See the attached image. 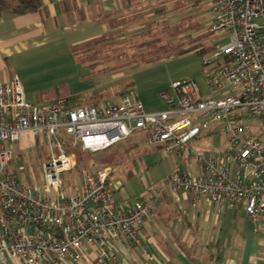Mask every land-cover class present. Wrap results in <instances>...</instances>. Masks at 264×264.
I'll list each match as a JSON object with an SVG mask.
<instances>
[{
  "label": "built area",
  "instance_id": "obj_1",
  "mask_svg": "<svg viewBox=\"0 0 264 264\" xmlns=\"http://www.w3.org/2000/svg\"><path fill=\"white\" fill-rule=\"evenodd\" d=\"M59 1V0H56ZM143 3L151 0H141ZM213 19L207 33H229L227 43L202 56L212 93L205 98L191 80H178L161 92L169 111L147 113L135 94L100 106H73L68 98L47 104L25 99L18 79L0 78V264H115L109 241L139 245L155 211L156 200L130 211L113 198L111 169L81 170L80 186L73 195L62 189V173L76 166V152L106 150L137 130L147 143L167 155L191 152L198 175L175 172L160 193H191L224 210L244 206L247 217H264V140L241 136L240 119L264 118V0H210ZM212 116L223 123L228 147L224 153L192 150L191 143L204 127L194 117ZM24 133L51 145L50 159L42 164V188L23 183L9 166L10 144ZM97 246L98 256H86Z\"/></svg>",
  "mask_w": 264,
  "mask_h": 264
},
{
  "label": "crops",
  "instance_id": "obj_2",
  "mask_svg": "<svg viewBox=\"0 0 264 264\" xmlns=\"http://www.w3.org/2000/svg\"><path fill=\"white\" fill-rule=\"evenodd\" d=\"M41 1L42 8L36 12H7L0 16V78L3 80L10 79L9 62L27 60L31 53L51 51L59 45L73 51L112 32H120L125 27L128 30L135 26L137 33H141L145 23L139 18H146L148 11L141 0ZM128 86L132 88L131 84ZM219 92L220 90L216 93ZM131 93L135 94L133 90ZM225 94H219L215 98ZM138 99L140 100L139 97ZM70 103L73 106L82 105L75 104L71 99ZM144 109L147 113H158L169 111V106L164 111H148L145 106ZM157 149L161 152L156 151ZM149 150L158 153L153 151L147 154L144 151L141 153L143 156L140 163L134 160L135 173L130 174L136 176L135 180L140 187H130V194L116 180L114 174L117 164L99 169L86 167L91 171L111 169L114 201L126 211L145 201L156 200L154 215L146 223L139 245L109 241L117 259L115 264H264V217L258 223H253L247 217L244 206H230L220 210L206 197L196 198L191 193H172L168 190L160 193L162 187L152 190L154 186L149 184L147 177L163 181L161 183L164 185L173 173L198 175L200 167L191 152L187 153L193 158L185 161L184 156L167 155L157 146H152ZM192 150L195 151L193 147ZM150 164L152 165L149 166ZM157 164L169 165L165 176L156 178V174L151 172L154 169L150 170V167ZM75 185L74 193L75 188L80 186V179ZM117 191H123V195H117ZM85 253L95 261L99 254L98 247L87 246ZM80 263L89 264L86 259ZM6 264L22 263L10 261ZM61 264L72 262L65 259Z\"/></svg>",
  "mask_w": 264,
  "mask_h": 264
},
{
  "label": "rangeland",
  "instance_id": "obj_3",
  "mask_svg": "<svg viewBox=\"0 0 264 264\" xmlns=\"http://www.w3.org/2000/svg\"><path fill=\"white\" fill-rule=\"evenodd\" d=\"M145 4L148 7L146 18L142 16L139 18V20L143 19L144 23L179 26L185 30L184 32L188 31L193 37L199 38L194 44L208 50L228 41L229 33L206 32L213 19L210 0H151ZM134 27L131 26L128 30L127 27L123 28L124 30L120 32L123 34L120 40L136 37L139 33ZM146 29L144 27L140 30L144 32ZM180 38L176 37L173 40L174 46L181 44ZM121 48L130 51L126 59L114 57L106 59V51L95 54L94 50L88 52L81 47L75 54L71 49L59 45L51 51L31 53L27 60L18 59L16 62L12 60L8 64L9 76L20 81L25 99L32 103L45 104L56 98L66 97L75 104L101 105L108 101H118L121 95L131 93L133 90L148 111L168 110V105L161 99L160 93L168 89L173 81L185 79L194 81L205 98H215L229 90L224 88L219 93H212L207 78L208 69L203 64L202 53L198 50L146 64L143 62L146 56L136 57L135 53L143 52L145 48L130 49L124 46V42ZM128 60L129 63L136 61L141 65L131 68ZM130 84L132 88L128 86ZM94 94H99L97 99H93ZM192 123L204 127L200 139L191 143L193 149L217 153L227 149V136L221 130L223 123L215 121L212 116L194 117ZM235 126L241 128V136L244 138L254 137L264 140L263 118L240 119L235 122ZM146 138V131L137 130L107 150L89 152L86 157L90 165L88 164L87 167L99 169L117 164L114 174L116 180L120 181L125 192L130 194V187L134 186L136 189L140 187L135 180L136 176L130 174L135 173L134 160L140 163L143 156L141 153L145 151L151 154L154 151L149 150L152 146H149ZM10 148L14 153L13 161L9 166L10 171L16 172L23 183L42 188L44 182L42 164L50 159L51 153L54 154L50 143L42 137L37 140L32 134L24 133L20 142L10 144ZM183 156L185 161L193 158L187 152ZM168 167V164H157L150 167V170L154 169L151 172L159 178L167 174ZM61 176L63 182L61 190L66 194H73L75 184L81 177V171L73 168L62 173ZM147 178L149 184L154 186L152 190L162 187L163 181ZM116 194L123 195V191H117Z\"/></svg>",
  "mask_w": 264,
  "mask_h": 264
},
{
  "label": "trees",
  "instance_id": "obj_4",
  "mask_svg": "<svg viewBox=\"0 0 264 264\" xmlns=\"http://www.w3.org/2000/svg\"><path fill=\"white\" fill-rule=\"evenodd\" d=\"M42 8L41 0H0V16L3 13L14 12L15 14H26L31 12H36ZM153 22L145 23L147 29L144 32L139 33L136 37L121 41L123 34L120 32H112L109 35L104 36L95 41H91L85 45L80 46L84 51L92 52L94 50L95 54L101 53V51H106V59L114 57L115 59H126L128 57L129 50H124L121 48L123 42L124 46L130 47V49L145 48L143 52H135L139 56H146L143 61L146 64L158 62L159 60H164L173 56H180L187 52L198 50L202 53V56L209 53L213 49H204L201 46L194 44L199 38L193 37L188 31L184 32L179 26H172L167 24L153 25ZM180 38L181 44L174 46L173 40L175 38ZM118 38V39H117ZM116 39V41H115ZM77 47L73 50L76 54ZM111 53H115L111 55ZM131 57V56H130ZM128 64L131 68H136L141 65L136 61ZM95 65V64H94ZM105 70V69H104ZM99 94H94L93 99H97ZM70 100V98H68ZM98 106V103L95 104ZM264 119V118H263ZM76 151V169L82 170L89 164V159H87V153L83 152L81 149Z\"/></svg>",
  "mask_w": 264,
  "mask_h": 264
},
{
  "label": "bare ground",
  "instance_id": "obj_5",
  "mask_svg": "<svg viewBox=\"0 0 264 264\" xmlns=\"http://www.w3.org/2000/svg\"><path fill=\"white\" fill-rule=\"evenodd\" d=\"M60 99V98H59ZM58 100V99H57ZM55 101V100H54Z\"/></svg>",
  "mask_w": 264,
  "mask_h": 264
}]
</instances>
